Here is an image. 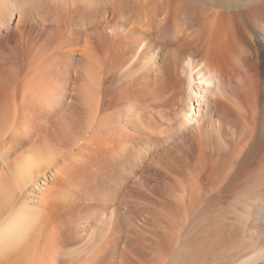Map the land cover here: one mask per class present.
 Returning <instances> with one entry per match:
<instances>
[{"label":"bare ground","instance_id":"6f19581e","mask_svg":"<svg viewBox=\"0 0 264 264\" xmlns=\"http://www.w3.org/2000/svg\"><path fill=\"white\" fill-rule=\"evenodd\" d=\"M33 8L0 18V264H264V0Z\"/></svg>","mask_w":264,"mask_h":264},{"label":"rangeland","instance_id":"374dc122","mask_svg":"<svg viewBox=\"0 0 264 264\" xmlns=\"http://www.w3.org/2000/svg\"><path fill=\"white\" fill-rule=\"evenodd\" d=\"M57 2H60L61 0H56ZM191 1H193V2H195V3H197V4H200V5H204V6H207V7H213V8H217V7H243L244 5L246 6V5H249V4H257V3H259L261 0H191ZM41 2V0H0V5L1 4H5L4 6H5V9H4V13L2 12V14H1V16H0V18H2L1 20H5V19H7V17H8V15L9 14H11V13H14L13 11H15V9H23L25 12H27V9H31V7H34L33 9H35L36 7H37V5L39 4ZM2 6V5H1ZM16 7H18V8H16ZM37 10V9H36ZM36 10H34V13H36L37 11ZM15 14V13H14ZM7 16V17H6ZM14 23H15V21H14ZM14 25V24H13ZM13 27V26H12ZM6 31V32H5ZM5 31H3L2 32V34L0 35V40H2L3 39V37L6 35V34H9V32L11 33L12 31H13V28H10V29H7V30H5ZM16 35H17V32H16ZM260 56V57H259ZM254 57L255 58H257L258 60H261V55L260 54H258V55H254ZM259 62V61H258ZM149 180H146V185H151V181L152 180H154V179H150V178H148ZM160 181H162V180H160ZM232 199V198H231ZM232 202V200H230V198H229V203H231ZM227 214V216H230L231 217V213H229V212H227L226 213ZM224 216H226L225 215V213L223 214ZM264 216V213L262 214V216L260 217V221H258L257 223H258V225H257V223H255L254 225H253V227H254V229H256V230H254L253 229V227H252V229H253V231L256 233V232H258V233H260V229L262 228V232H264V223H262V222H264V219H262V217ZM233 217H234V215H233ZM200 219L201 218H197L196 219V221H193V223L195 224V223H197L196 225H194V224H191L190 225V227H189V230H188V233L189 232H191V234L189 233L188 235H189V237H191V235H192V232H194L195 231V228L199 225V224H202L201 223V221H200ZM263 220V221H262ZM262 224H261V223ZM259 223H260V225H259ZM255 225H257L258 227H256ZM262 226V227H261ZM191 227H192V230H193V228H194V230L192 231V230H190L191 229ZM256 227V228H255ZM259 229V230H258ZM258 230V231H257ZM261 232V234L263 235V233ZM256 235H257V233L256 234H254V236H255V238H256ZM251 238H253V237H251ZM249 239L250 238H248V240L247 241H249ZM251 241V240H250ZM264 242V238L262 239V241H261V243L260 244H262ZM187 248H189V245H188V247ZM184 252L182 253V257H181V259L183 260V258H184ZM228 258H230V256L229 257H227V258H225V261H224V263L225 262H227V261H229V263H230V259H228ZM221 261H223L222 259H221ZM221 261H219L218 260V262H221ZM228 264V263H227Z\"/></svg>","mask_w":264,"mask_h":264}]
</instances>
